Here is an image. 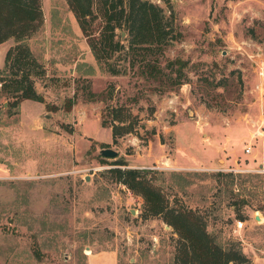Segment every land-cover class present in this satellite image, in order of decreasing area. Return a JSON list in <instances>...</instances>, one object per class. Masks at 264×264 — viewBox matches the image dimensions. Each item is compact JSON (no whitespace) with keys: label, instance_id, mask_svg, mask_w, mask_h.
Listing matches in <instances>:
<instances>
[{"label":"rangeland","instance_id":"374dc122","mask_svg":"<svg viewBox=\"0 0 264 264\" xmlns=\"http://www.w3.org/2000/svg\"><path fill=\"white\" fill-rule=\"evenodd\" d=\"M110 1H90L85 36L66 0H40L42 22L24 43L42 103L12 107L18 93L0 86V264H85V256L110 251L116 264H175L177 237L161 218L139 217L141 199L107 172L118 162L155 172L147 178L167 205L194 210L216 245H237L245 264L264 258V175L231 183L214 176L255 169L263 154L257 143L249 155L243 146L262 128L255 122L264 80L257 90L254 66L264 63V14L251 6L262 12L264 1L147 0L160 7L168 32L154 56L155 80L130 63L123 26L112 31L120 47L95 61L88 41L107 34ZM7 44L0 85L10 86L17 77L3 69ZM112 125L127 130L115 142ZM100 149L116 156H98ZM236 221L243 227L234 231ZM90 260L112 264L109 254Z\"/></svg>","mask_w":264,"mask_h":264},{"label":"trees","instance_id":"16d2710c","mask_svg":"<svg viewBox=\"0 0 264 264\" xmlns=\"http://www.w3.org/2000/svg\"><path fill=\"white\" fill-rule=\"evenodd\" d=\"M91 0H66L81 33L87 36ZM121 0L114 3L110 1L104 10V29L108 32L101 41H88L89 48L98 63L105 54L119 48L118 42L112 40V31L123 26L129 35L127 49L130 63L137 62L142 68L140 74H147L153 80L159 76L156 66L155 54L165 45L167 29L162 22L161 9L147 0H126L121 6ZM118 7V9H116ZM42 22L40 0H0V43L8 38L15 42L9 47L3 57V69L10 68L17 77L9 85H0L4 89L18 93L10 106H16L18 100H29L42 103L29 80V68L34 64V59L25 40L31 37ZM152 57L150 61L147 58ZM2 70V71H4ZM3 73V72H0ZM2 81V80H0ZM179 81V80H178ZM176 85L179 82L175 83ZM127 130L119 126H111L110 135L112 142ZM116 167L107 172L134 196L141 199L140 218H161L162 222L171 229L176 239V253L173 261L175 264H245L249 263L239 247L228 244V248L216 245L208 233L206 225L200 215L194 210L181 206L169 207L158 187L152 184L151 176L147 178V170L120 169L124 164L118 162ZM239 174L216 172L217 178H225L232 182ZM246 177L256 175L243 174ZM236 186L232 184L231 192ZM238 193V190L237 192ZM241 197V196H239ZM242 203V200L240 201ZM258 211V210H257ZM37 258L39 256L36 254Z\"/></svg>","mask_w":264,"mask_h":264},{"label":"built area","instance_id":"2783aa9c","mask_svg":"<svg viewBox=\"0 0 264 264\" xmlns=\"http://www.w3.org/2000/svg\"><path fill=\"white\" fill-rule=\"evenodd\" d=\"M255 68V74L257 77V80L259 82L258 86L256 87L257 90L261 88L262 81L264 80V63H259L254 66ZM257 143L259 147L261 148L263 154H261L260 162L256 166L255 169H223V170H216L217 172H226V173H232V174H251V175H264V129L259 128V131L251 132L250 138L248 142H246L243 146V154L249 155L252 153V147ZM260 190L264 192V183L261 184ZM255 214V213H254ZM254 223L253 218H251ZM243 227V222L236 221L234 225V231L240 230Z\"/></svg>","mask_w":264,"mask_h":264},{"label":"crops","instance_id":"0c3cea01","mask_svg":"<svg viewBox=\"0 0 264 264\" xmlns=\"http://www.w3.org/2000/svg\"><path fill=\"white\" fill-rule=\"evenodd\" d=\"M264 1V0H263ZM248 2V1H247ZM251 6V5H250ZM264 6V5H262ZM239 7V6H238ZM255 15L259 18V19H262L263 18V14H264V10H262V12L260 10H256L253 6H251ZM236 13H239V12H236ZM232 20H236L235 18H232ZM230 35H227V38H230L229 37ZM232 36V35H231ZM233 40H234V37L232 36ZM248 40V41H247ZM245 42H242L245 47H242V49L244 48H247V46H249L251 43H252V40L251 39H247ZM235 41V40H234ZM233 41V42H234ZM7 41H4L1 44H7L6 43ZM236 45V49H240L241 48V44L237 43V42H234ZM8 44L6 45V48H5V51L6 49L8 48ZM252 46V45H251ZM260 51V56L259 58L262 59V62H264V50L262 49H259ZM5 54V53H4ZM256 65V64H255ZM254 66V64H253ZM257 100L259 101L260 100V96L257 97ZM264 106H262L260 103L257 105L256 107V112L258 113V117H257V120L255 122V124L259 125V126H262V129H264ZM255 215H252V218H254ZM111 255V258H112V264H116V256L115 254L110 251V252H100V253H94V254H89L87 256H85V264H95L93 260H90L91 257H95V258H103L105 255ZM255 257V256H254ZM252 259V264H263L264 263V258H254Z\"/></svg>","mask_w":264,"mask_h":264},{"label":"water","instance_id":"95a60500","mask_svg":"<svg viewBox=\"0 0 264 264\" xmlns=\"http://www.w3.org/2000/svg\"><path fill=\"white\" fill-rule=\"evenodd\" d=\"M186 113H187V115H190V114H191L190 111H187ZM97 155H98V156H101V157H104V158H114V157L116 156V153L113 152V151L110 150V149H100V150H98ZM85 180H86V179H85ZM131 214H133V213H131ZM253 220H254L255 222H259V217H258L257 215L254 216ZM165 228L168 229L167 226H165Z\"/></svg>","mask_w":264,"mask_h":264}]
</instances>
